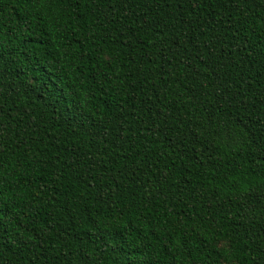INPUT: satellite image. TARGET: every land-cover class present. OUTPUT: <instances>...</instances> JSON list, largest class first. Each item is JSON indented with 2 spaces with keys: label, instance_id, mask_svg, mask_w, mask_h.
Here are the masks:
<instances>
[{
  "label": "trees",
  "instance_id": "obj_1",
  "mask_svg": "<svg viewBox=\"0 0 264 264\" xmlns=\"http://www.w3.org/2000/svg\"><path fill=\"white\" fill-rule=\"evenodd\" d=\"M0 264H264V0H0Z\"/></svg>",
  "mask_w": 264,
  "mask_h": 264
}]
</instances>
